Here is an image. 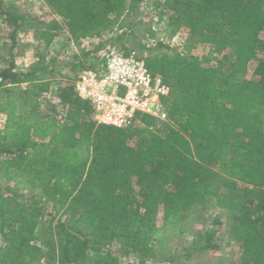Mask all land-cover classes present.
Masks as SVG:
<instances>
[{"label":"trees","instance_id":"obj_1","mask_svg":"<svg viewBox=\"0 0 264 264\" xmlns=\"http://www.w3.org/2000/svg\"><path fill=\"white\" fill-rule=\"evenodd\" d=\"M43 1L57 18L35 27L36 60L0 70V264L166 263L183 233L197 238L192 251L215 250L213 233L192 230L209 204L226 218L236 264H264V0H153L167 37L186 30L181 48L154 44L150 26L129 37L143 0ZM0 16L14 32L30 27L13 6ZM58 34L109 35L140 53L169 87L166 120L99 124L76 76L57 87V114H43ZM199 44L210 46L202 57Z\"/></svg>","mask_w":264,"mask_h":264},{"label":"rangeland","instance_id":"obj_2","mask_svg":"<svg viewBox=\"0 0 264 264\" xmlns=\"http://www.w3.org/2000/svg\"><path fill=\"white\" fill-rule=\"evenodd\" d=\"M152 2L153 0H143L140 12L134 19L136 22L128 30L129 37H140L141 34H145L147 27L150 26L155 32L152 42L155 44L156 41H160L167 45L166 42L169 38L162 30V23H157V15L151 10ZM0 5L4 8L13 6L20 15L31 19L27 21L29 28H22L14 32L13 28L0 16V70L6 68L11 60H13L17 70H27L36 60V52L40 44L35 40V27H44L57 17L46 7L43 0H0ZM185 34L186 30H182L181 36ZM111 42L112 40L108 35L98 39L85 38L78 43L71 42L64 34H58L54 37L46 50V58L48 60L53 58L55 62L53 66L55 70L45 75L50 83L49 97L51 103H44L40 106L43 114H57V108H55L57 87L74 78L81 69L91 67L94 63V52L102 44ZM126 47H131V44L128 43ZM209 50V45L199 44L191 52L197 57H202ZM253 66L254 62L249 66L248 77L252 76ZM0 182L2 185L4 184L3 181ZM44 212V221L48 223L52 217L48 213L47 207L44 208ZM200 214L201 217H195L192 230L193 232L200 231L203 235L208 232L213 233L211 241L217 245L215 250L192 251L197 238L192 233H183L177 238H172L169 242L171 248L170 261L166 263L149 262L147 264H236L240 251L235 243L228 242V223L225 216L211 204L206 206ZM215 220H219V222L216 223ZM158 224H161L160 215ZM202 240L198 242L200 243ZM111 248L117 250V245L114 244ZM122 261L126 264L134 262L131 256L123 257Z\"/></svg>","mask_w":264,"mask_h":264},{"label":"built area","instance_id":"obj_3","mask_svg":"<svg viewBox=\"0 0 264 264\" xmlns=\"http://www.w3.org/2000/svg\"><path fill=\"white\" fill-rule=\"evenodd\" d=\"M181 34L182 30L168 37L167 45L181 48L186 38ZM93 55V65L77 73L73 87L79 98L90 103L97 123L126 127L137 114L166 120L169 87L152 76L140 53L131 50L124 54L116 45L105 43ZM0 122L2 126L1 115Z\"/></svg>","mask_w":264,"mask_h":264},{"label":"crops","instance_id":"obj_4","mask_svg":"<svg viewBox=\"0 0 264 264\" xmlns=\"http://www.w3.org/2000/svg\"><path fill=\"white\" fill-rule=\"evenodd\" d=\"M94 119V118H93Z\"/></svg>","mask_w":264,"mask_h":264}]
</instances>
